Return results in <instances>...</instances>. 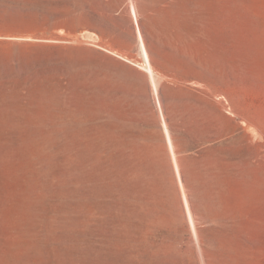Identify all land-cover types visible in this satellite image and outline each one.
I'll use <instances>...</instances> for the list:
<instances>
[{
  "label": "rangeland",
  "instance_id": "rangeland-1",
  "mask_svg": "<svg viewBox=\"0 0 264 264\" xmlns=\"http://www.w3.org/2000/svg\"><path fill=\"white\" fill-rule=\"evenodd\" d=\"M0 264H264V0H0Z\"/></svg>",
  "mask_w": 264,
  "mask_h": 264
},
{
  "label": "crops",
  "instance_id": "crops-1",
  "mask_svg": "<svg viewBox=\"0 0 264 264\" xmlns=\"http://www.w3.org/2000/svg\"><path fill=\"white\" fill-rule=\"evenodd\" d=\"M149 61H150V58H149ZM149 64L152 66V63L151 61L149 62ZM148 65V63H147ZM155 68L158 69V71L163 74V73H166L168 76L167 77H170V78H177L178 79V83L174 82V81H170V80H166V79H157L156 78V82H157V85H158V93L157 95L160 93L161 94V97L163 98V101H164V97L166 96V90L167 89H170L171 92L173 91V95L172 98H174V90H175V87H180L182 86L181 83L183 80H185V84L188 85L189 83H191V78L190 77H187V78H181V74H177V73H168V72H164V69L165 68H161V66H159L157 63L155 64ZM154 70V69H153ZM150 80H151V77H150ZM166 98V97H165ZM168 102V101H167ZM165 104V103H164ZM175 111L177 109H175L174 107L171 108L170 106H168L166 109H165V115L163 116V123H162V129H163V132H164V135H166V128L169 129L170 131V135H171V138H172V135H175L176 133L173 131V128H175L176 126V121H175V117L174 116H170L169 115V112H172V111ZM164 123H166L167 127L164 126Z\"/></svg>",
  "mask_w": 264,
  "mask_h": 264
},
{
  "label": "bare ground",
  "instance_id": "bare-ground-1",
  "mask_svg": "<svg viewBox=\"0 0 264 264\" xmlns=\"http://www.w3.org/2000/svg\"><path fill=\"white\" fill-rule=\"evenodd\" d=\"M142 48L144 50V53H145V56H146V59H147V62H148L147 71H148V73H149V75L151 77V83H152V86H153V90H154L155 93H157L158 92V85H157V82H156L154 70H153V67L149 64V62H150L149 61V54H148V52H147V50L145 48V45H144V42L143 41H142ZM166 133H167V138H168V140H169V142H170V144L172 146V140H171V137H170L171 135H170L169 130L167 128H166ZM191 222H192V224L194 226L192 217H191Z\"/></svg>",
  "mask_w": 264,
  "mask_h": 264
}]
</instances>
